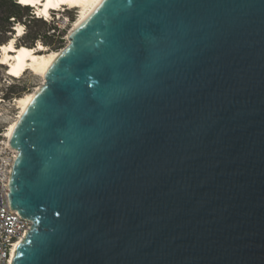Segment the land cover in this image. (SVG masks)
<instances>
[{
  "label": "water",
  "instance_id": "water-1",
  "mask_svg": "<svg viewBox=\"0 0 264 264\" xmlns=\"http://www.w3.org/2000/svg\"><path fill=\"white\" fill-rule=\"evenodd\" d=\"M9 139L12 264H264V0H103Z\"/></svg>",
  "mask_w": 264,
  "mask_h": 264
},
{
  "label": "bare ground",
  "instance_id": "bare-ground-1",
  "mask_svg": "<svg viewBox=\"0 0 264 264\" xmlns=\"http://www.w3.org/2000/svg\"><path fill=\"white\" fill-rule=\"evenodd\" d=\"M16 1L19 2V0ZM102 2L103 0H28L27 3L22 5L35 7L37 15L46 19L51 15V10H60V8L63 6L69 9L78 8L80 11V16L73 25V28L69 33L70 35L73 31L77 30L89 16L93 14V12ZM22 34V27H17L16 36L18 37ZM15 37L8 40V43L0 47V64L9 67L10 77L21 78L25 73L30 71L44 79L46 73L53 65L60 52L48 51L45 46L42 45L43 43H37L36 46L34 45V48H28L25 46L16 47ZM41 87L42 86H39L34 89L33 92H28L22 95V97L18 98L16 102L18 116L10 123L6 132L9 139H11L20 118L32 103L35 95L38 93ZM21 243L22 241L14 245L11 254L12 260L15 257L16 250Z\"/></svg>",
  "mask_w": 264,
  "mask_h": 264
},
{
  "label": "built area",
  "instance_id": "built-area-1",
  "mask_svg": "<svg viewBox=\"0 0 264 264\" xmlns=\"http://www.w3.org/2000/svg\"><path fill=\"white\" fill-rule=\"evenodd\" d=\"M4 67H0L3 73L0 83L8 87L20 78L7 75V67ZM18 98L17 94L6 97L0 92V264H12L14 245L23 241L32 227V221L21 216L9 202L10 176L18 151L11 147L6 132L14 115L10 110L16 106Z\"/></svg>",
  "mask_w": 264,
  "mask_h": 264
},
{
  "label": "trees",
  "instance_id": "trees-1",
  "mask_svg": "<svg viewBox=\"0 0 264 264\" xmlns=\"http://www.w3.org/2000/svg\"><path fill=\"white\" fill-rule=\"evenodd\" d=\"M26 9L30 11L25 15L23 14V11ZM23 17H26L23 23L25 34L19 39H16V47L25 46L28 48H34L37 43H43L44 46H50L56 40L58 46L55 49L60 48L59 46L63 44L61 33L64 34L65 29L58 28L57 21L54 19L47 22L41 18H37L29 7L22 6L15 0H0V47L13 38L15 35V27L17 24L21 23ZM70 20L73 21L74 16H70ZM39 23L44 25L42 29L38 27L37 24ZM4 66L6 65L0 64V67L5 68ZM7 71L9 73V67H7ZM19 86V84L8 86L4 96L8 97L17 94L20 98L22 95L30 91L28 88L24 89ZM3 90L4 89H1L0 92L3 93Z\"/></svg>",
  "mask_w": 264,
  "mask_h": 264
},
{
  "label": "rangeland",
  "instance_id": "rangeland-1",
  "mask_svg": "<svg viewBox=\"0 0 264 264\" xmlns=\"http://www.w3.org/2000/svg\"><path fill=\"white\" fill-rule=\"evenodd\" d=\"M29 11L30 10L26 9L23 11V14L26 15L29 13ZM58 11L59 12H57L56 14L51 13V15L47 19H48V21H51L52 19H54L55 21H57V27L58 28L65 29L64 34L61 33L62 39H63V44L59 46L60 47L59 49H55L58 46V42H56V40H55V42L52 45L45 46V48L48 51L61 52L68 46V44H69V39H68L69 33H70L71 29L73 28V25L75 24V22L77 21V19L80 16V11L78 8H72V9H69V8L61 9L60 8V10H58ZM70 16H74L73 21L70 20ZM25 19H26V17H23L21 20V23L16 25L15 35L13 36V38L16 36V28L17 27H22V29H23L22 35L25 34V29L23 26ZM37 25L40 29H42L44 27V25H42L41 23H39ZM21 36H18V37L16 36L15 39H19ZM15 44H16V42H15ZM7 75H9V73H7ZM2 76H3V73L0 70V79L2 78ZM15 84H19L20 88H24V89L28 88L30 90L29 92H33L34 89H36L37 87L42 86L44 84V79L38 75L33 74L32 72H27L17 82H15ZM6 88H7V86L5 87L3 84L0 83V90L4 89L3 94H5ZM10 111H12V114H14V115L17 114V116H18L17 106H14ZM14 115L10 119V122L17 118V117H14Z\"/></svg>",
  "mask_w": 264,
  "mask_h": 264
},
{
  "label": "snow or ice",
  "instance_id": "snow-or-ice-1",
  "mask_svg": "<svg viewBox=\"0 0 264 264\" xmlns=\"http://www.w3.org/2000/svg\"><path fill=\"white\" fill-rule=\"evenodd\" d=\"M19 2H20L21 4H24V3H27L28 0H19Z\"/></svg>",
  "mask_w": 264,
  "mask_h": 264
}]
</instances>
